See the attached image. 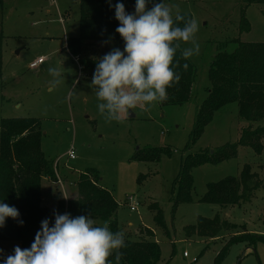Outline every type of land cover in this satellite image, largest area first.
Wrapping results in <instances>:
<instances>
[{"label":"rangeland","instance_id":"374dc122","mask_svg":"<svg viewBox=\"0 0 264 264\" xmlns=\"http://www.w3.org/2000/svg\"><path fill=\"white\" fill-rule=\"evenodd\" d=\"M80 0H1L0 3V120L6 117H35L40 122L41 149L53 160L55 180L41 181V202L53 207L58 199L77 196L76 178L87 168L98 171V183L116 200L115 218L131 240L154 239L160 247L157 264H213V258L231 231L217 237L187 234L184 227L195 223L197 216H219L231 223L245 224L249 232L264 234V138L260 154L250 147H237V155L217 164L205 163L192 169V200L180 202L175 209L173 180L182 158L198 151L215 150L238 140L243 128L264 126V119L239 118L237 102L219 108L204 127L200 138L186 147L196 108L206 97L208 68L214 54L231 51L233 39L264 41V3L246 0H164L180 14L198 21L194 39L199 54L190 57L196 70L190 98L179 104L153 102L143 111L139 106L120 121H108L97 111V99L89 87L91 77L65 46L67 37L78 35ZM134 3L125 6L133 9ZM250 24L239 32L242 15ZM88 45V44H87ZM182 48L191 42H181ZM87 46L89 56L108 52L109 45ZM44 60L35 68L29 63ZM64 73L65 83L55 89L47 69ZM250 128V127H249ZM167 147L158 161H137V149ZM72 148L75 158L67 151ZM249 164L260 186L249 201L221 206L199 201L206 184L225 176H238L243 164ZM144 175L139 177V175ZM61 182H58V177ZM129 197H133L130 199ZM134 205L135 210L130 206ZM162 211L166 230L154 221V208ZM152 206V208H151ZM99 224L104 222L98 221ZM25 248L16 240L0 241V259L12 253L13 246ZM237 242L229 246L222 264H264V243ZM185 252V254H183Z\"/></svg>","mask_w":264,"mask_h":264},{"label":"trees","instance_id":"16d2710c","mask_svg":"<svg viewBox=\"0 0 264 264\" xmlns=\"http://www.w3.org/2000/svg\"><path fill=\"white\" fill-rule=\"evenodd\" d=\"M114 5L117 0H111ZM125 6L134 0H121ZM157 2V0H153ZM250 3H264V0H246ZM1 3V0H0ZM78 35L67 37L65 46L82 69L90 77L95 67V60L105 53L89 56L87 46L99 48L109 45L123 48L122 38L115 32L118 21L114 19V9L109 8L106 0H80ZM151 7V4L148 5ZM126 11H133L125 7ZM185 20L192 19L189 14H181ZM183 27L184 21L176 22ZM250 24L244 14L239 23V32L248 31ZM236 46L233 50H218L210 62L207 77L209 86L206 97L196 108L192 130L186 145L194 144L202 135L204 127L212 120L213 114L230 102H237L238 116L247 121L264 119V41H241L233 39ZM88 44V45H87ZM93 47V48H94ZM180 49H183L180 45ZM180 49L174 56L180 79L166 89L167 99L162 103L179 104L186 102L191 95L196 70L190 59L181 57ZM184 64L188 67L185 69ZM0 77H1V48H0ZM250 127V128H249ZM264 126L250 125L241 130L237 141L226 143L215 150L198 151L185 155L179 170L173 180V208L180 202L192 200L194 167L205 164H217L237 155V147L247 146L260 154L263 150ZM167 147H147L137 149L132 159L137 161H158L162 154H169ZM140 174L138 178L143 177ZM46 177L55 180L53 160L44 156L41 149L40 122L35 117H6L0 120V200L15 206L19 218L24 221L20 226L16 220L6 218L4 227L0 228V241L16 240L25 248L33 241L40 221L52 217L53 210L58 213H70L72 216L90 215L97 226L98 221H108L112 232L120 231L115 218L118 207L112 194L98 183L99 175L95 168H87L78 173L76 178L77 196L73 199H58L55 206L46 207L41 202V181ZM255 172L249 164H243L238 176H225L206 184V191L199 201L215 203L221 206L238 205L251 199L255 190L260 186ZM157 205V204H156ZM152 208V206H151ZM154 221L166 230L160 207L154 208ZM187 234L196 233L208 238L217 237L222 230L231 231L223 246L213 258V264H222L228 248L237 242L247 243L246 247L254 246L257 242L264 243V234L249 232L245 224L231 223L219 216H197L195 223L184 227ZM125 247L120 264H157L160 257V247L154 239L131 240L125 238ZM115 253L108 259L114 261Z\"/></svg>","mask_w":264,"mask_h":264},{"label":"clouds","instance_id":"9594fccd","mask_svg":"<svg viewBox=\"0 0 264 264\" xmlns=\"http://www.w3.org/2000/svg\"><path fill=\"white\" fill-rule=\"evenodd\" d=\"M106 2L114 9L118 21L115 32L122 38L123 48L113 47L95 60L89 87L98 101L97 111L108 121H120L121 114L128 115L138 106L147 111L153 102L167 99L166 89L180 79L173 59L180 43L191 42V47L180 49L182 58L199 54L200 46L194 39L199 23L185 20L178 9L174 15L164 0H134L131 12L121 0L114 5L111 0ZM179 21H184L183 27L177 26ZM47 72L50 88L65 83L64 73L57 68L49 67ZM19 215L15 206L0 200V228L6 218L22 226ZM108 223L97 226L90 215L53 210L51 220L46 217L40 221L30 246H13L0 264H113L108 259L113 253L115 264H120V249L126 246L124 233L112 232Z\"/></svg>","mask_w":264,"mask_h":264},{"label":"built area","instance_id":"2783aa9c","mask_svg":"<svg viewBox=\"0 0 264 264\" xmlns=\"http://www.w3.org/2000/svg\"><path fill=\"white\" fill-rule=\"evenodd\" d=\"M44 60V58L43 57H38V58H36L35 60H33V61H31L30 63H29V67H31V68H35L39 63H41L42 61ZM67 156L70 158V159H72V158H75V156H74V152H73V149L72 148H70L68 151H67ZM58 177V176H57ZM57 181L58 182H60V183H62L61 182V179L58 177V179H57ZM130 199H132L133 197H129ZM135 206L132 204L131 206H130V209L131 210H135ZM183 254H185V252L183 253Z\"/></svg>","mask_w":264,"mask_h":264}]
</instances>
